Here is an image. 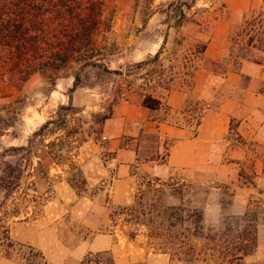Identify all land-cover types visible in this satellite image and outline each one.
Listing matches in <instances>:
<instances>
[{
    "label": "rangeland",
    "instance_id": "obj_1",
    "mask_svg": "<svg viewBox=\"0 0 264 264\" xmlns=\"http://www.w3.org/2000/svg\"><path fill=\"white\" fill-rule=\"evenodd\" d=\"M181 1L190 0H103L104 14L111 21L108 30L99 33L107 37L97 43L104 54L101 63L125 71L127 65L160 51L156 62L135 70L134 75H110L104 66H96L80 73L87 84L72 89L73 64L59 72L53 85L49 72L34 73L26 80L21 73L11 72V81L0 82V107L14 102L1 116L15 122L0 136V164H14L13 172H23L20 188L0 208V226L7 228L16 244L6 256L0 230V262L46 264L41 250L20 249L18 245L28 246L23 237H39L56 250L110 235L131 251L129 264H221L211 259V246H205L204 239L193 241L188 250V243L182 242L184 228L167 227L166 219L185 216L195 208L201 211L205 226L213 229L245 213L248 219L255 217L256 247L239 264H264V0H195L190 8L181 7ZM44 21L48 26H42L43 33L32 32L40 35L38 53L55 40L59 27L57 20ZM203 43L210 44V56L200 53ZM197 68L208 76L203 99L187 116H198L212 96L213 106L222 96H232L239 103L240 116L230 120L225 141L217 145L228 170L173 172L165 179L135 172L128 203L110 206L117 162L107 151L102 117L114 104L137 99L127 86L132 82L140 90L147 70L153 71L149 85L156 86L161 78L174 73L183 77ZM249 92L258 97L251 106L244 102ZM69 99L76 114L68 118L66 131L75 128L78 134L33 137ZM158 115L164 117L162 112ZM39 161L43 167L36 170ZM3 169L0 165V172ZM12 212L17 215L7 216Z\"/></svg>",
    "mask_w": 264,
    "mask_h": 264
},
{
    "label": "trees",
    "instance_id": "obj_2",
    "mask_svg": "<svg viewBox=\"0 0 264 264\" xmlns=\"http://www.w3.org/2000/svg\"><path fill=\"white\" fill-rule=\"evenodd\" d=\"M193 2L195 0H190L187 3L181 1L179 5L190 8ZM180 17L182 21H185L186 16L182 8H180ZM47 18L51 19L52 22L57 20L59 27L54 35L55 40L47 43V46L38 53L40 35L32 34V32L41 31L43 33L45 29H42V26H48L47 21H44ZM109 20L111 21V18L104 14L103 0H0V82L11 81L12 74L17 72L23 75L22 80H26L34 73L45 74L49 72L47 77L53 85L55 79L60 76L58 74L61 70L71 69L75 64V70L72 73V89H75L87 84L88 81H84L80 75L85 69L102 65L110 75L122 76L124 74L125 77H129L135 74V70H141L145 65L148 66V64L157 61L160 56L159 50L143 61L127 65L125 71L122 70L121 66L120 68L110 69L106 64L101 63V57L104 54L101 53L97 43L102 39L104 42L107 40V37L103 35L99 37V33L108 30ZM205 47V43L200 45V53L204 52ZM6 66H8V69H5ZM11 72L12 74H10ZM178 74L174 73L173 76L167 79L161 78L156 86H151L149 83L153 79V71L147 70L143 76L145 83L139 86L141 91L134 88L132 82L128 84L127 90L137 97V102L142 100V103L146 106H152V103L156 101V111L161 109L165 114L169 112V107L164 104L160 106L165 94L175 85L181 86L183 82L189 86L193 71L183 73V77H177ZM177 78L182 81L177 82L179 80H176ZM12 104L14 102L0 107V136L15 124L11 118L6 119L1 116V113L6 112ZM75 114L76 111L71 106L69 99L67 105L61 104L58 106L51 119L47 120L34 132L33 137H43L58 132H63L64 137L78 134L75 128L73 132L66 131L70 121L68 118L73 117ZM110 117L111 111L102 117V122ZM155 119H157L155 121L166 120L160 117H155ZM199 121L200 115L194 121L196 126ZM53 145H55L54 142L50 143L49 146ZM21 149L10 148L11 151ZM26 150L28 149L23 147V151ZM57 163L62 164L63 161L57 160ZM0 165L4 168L0 172V208H2L1 206L20 188L23 172H13L14 164L1 162ZM37 166L36 170L43 167L40 161ZM16 215L17 212L7 214L10 217ZM166 223L169 229H174L177 226L184 228L182 242L186 241V244L188 243V250L193 247L191 244L193 241L204 239L205 246H211L209 249L213 252L210 256L211 259L220 261L221 264H239L256 247L257 220L255 217L248 219L246 213L240 217L230 218L219 229L205 226L201 211L195 208L188 209L185 216L174 220L173 218L166 219ZM0 230L2 231L1 241L6 242L5 255L8 256L9 250H12L16 244L10 240L7 228L0 226ZM206 231L208 233L204 236ZM172 240L173 243H176L175 237ZM18 246L20 249L26 248L31 252L34 251L31 246ZM181 249L180 247L179 250ZM191 254H193V251L190 252L188 257L190 260L194 259ZM202 261L206 260L203 259Z\"/></svg>",
    "mask_w": 264,
    "mask_h": 264
},
{
    "label": "crops",
    "instance_id": "obj_3",
    "mask_svg": "<svg viewBox=\"0 0 264 264\" xmlns=\"http://www.w3.org/2000/svg\"><path fill=\"white\" fill-rule=\"evenodd\" d=\"M209 49L210 44L207 43L202 54L210 56ZM207 76V72L197 68L189 86L183 82L181 86L171 88L160 104L169 107V112L165 114L161 109L156 111V101L153 106L144 105L142 100H128L112 106L111 117L103 122L102 127L107 151L114 154L117 162L116 179L110 188V206L128 203L126 195L135 172H148L153 177L165 179L173 172L228 170V163L221 162L223 152L217 151V145L225 141L230 120L240 116L238 100L222 96L213 106L212 96V100L207 101L198 114L200 121L197 126L194 123L197 116H187L196 109L198 100L203 99L201 92ZM257 99L249 92L244 102L251 106ZM160 112L164 117L158 115ZM155 117L166 120L155 121ZM147 136L154 139L148 140ZM112 240V236L103 235L80 243L73 249L51 250L39 237H23L24 243L43 252L46 264H81L83 261L85 264H129L131 251L119 241L117 244ZM0 264L17 263L5 260Z\"/></svg>",
    "mask_w": 264,
    "mask_h": 264
},
{
    "label": "built area",
    "instance_id": "obj_4",
    "mask_svg": "<svg viewBox=\"0 0 264 264\" xmlns=\"http://www.w3.org/2000/svg\"><path fill=\"white\" fill-rule=\"evenodd\" d=\"M83 264H85V263H83Z\"/></svg>",
    "mask_w": 264,
    "mask_h": 264
}]
</instances>
